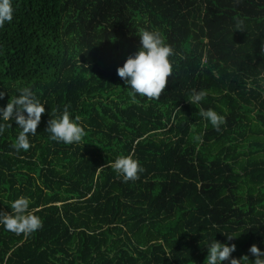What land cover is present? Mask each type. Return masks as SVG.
I'll use <instances>...</instances> for the list:
<instances>
[{
  "label": "trees",
  "instance_id": "1",
  "mask_svg": "<svg viewBox=\"0 0 264 264\" xmlns=\"http://www.w3.org/2000/svg\"><path fill=\"white\" fill-rule=\"evenodd\" d=\"M14 7L0 28V106L28 84L47 110L27 152L13 147L15 122L0 136V212L27 196L43 228L0 226V264H204L214 238L251 264L249 248L264 250V0ZM145 27L173 47L175 65L159 99L133 103L117 69ZM193 89L209 93L200 105L187 101ZM65 106L86 125L81 144L49 139L50 109ZM201 107L225 123L214 128ZM129 154L144 172L125 183L109 164Z\"/></svg>",
  "mask_w": 264,
  "mask_h": 264
},
{
  "label": "clouds",
  "instance_id": "2",
  "mask_svg": "<svg viewBox=\"0 0 264 264\" xmlns=\"http://www.w3.org/2000/svg\"><path fill=\"white\" fill-rule=\"evenodd\" d=\"M15 15L14 0H0V28L6 23L10 24ZM237 30H244V21L236 22ZM140 37V47L137 52L130 55L123 66L118 67L117 74L126 85L127 95L130 101L135 103L137 98L159 99L168 83V78L173 75L176 53L173 47L165 41L162 34L148 27L141 28L137 33ZM17 94L11 95L6 106H0V136H3L13 122L20 130L13 147L17 152H27L30 147V138L37 134V127L41 123L42 115L46 112V101H42L31 85H18ZM6 95L0 89V100ZM209 95L207 90L193 89L187 101L192 105H200ZM199 109L198 115L219 129L225 123V117L214 109ZM51 119L48 120L47 133L49 139L56 143L67 145L81 144L87 136L86 125L79 115L70 111V106L62 110L50 109ZM12 123H9V122ZM197 141L200 137H195ZM109 166L120 176L125 183L136 181L144 172L139 159L132 155L117 156ZM29 197L21 195L9 205L10 212H0V226L11 233L28 236L43 228V219L36 214L31 207ZM231 241L235 235H226ZM205 247L208 255L204 264H249V256L241 258L233 257L237 251V245L221 243L214 239L209 240ZM249 253L255 257L251 264H264V250L256 244L249 248Z\"/></svg>",
  "mask_w": 264,
  "mask_h": 264
}]
</instances>
